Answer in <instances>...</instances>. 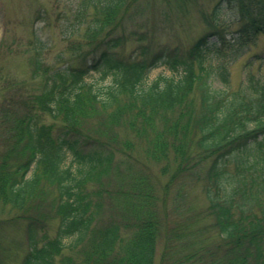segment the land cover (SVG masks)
Returning <instances> with one entry per match:
<instances>
[{
	"label": "trees",
	"instance_id": "obj_1",
	"mask_svg": "<svg viewBox=\"0 0 264 264\" xmlns=\"http://www.w3.org/2000/svg\"><path fill=\"white\" fill-rule=\"evenodd\" d=\"M224 1L235 15L232 43L217 23L215 5L213 18L202 16L206 31L190 47L142 46L124 54L119 48L126 38L115 32L136 0H84L75 15L86 24L82 41L68 48L77 64L51 68L36 56L31 77L40 83L28 93L22 80L5 77L0 64V214L6 208L36 211L40 206L32 204L43 200L47 187L55 193L48 213L58 221L52 237H38L44 215H24L27 249L19 264H155L164 217L146 208L156 196L145 177L130 173L131 188L117 191L121 211L131 215L122 214L125 223L99 221L102 195L109 191L87 187L117 168L116 151L130 158L135 142L120 139L116 127L144 142L146 157L169 174L166 186L181 174L199 178L196 167L207 161L201 178L219 239L205 264H264V81L248 71L245 85L226 95L208 82L213 70L208 61L224 45L242 50L264 34V0ZM33 32L28 44L38 50ZM9 45L0 41V47ZM224 64L218 61L217 69L225 70L227 83ZM159 66L171 75L147 84L148 73ZM92 70L110 76V82L88 81ZM68 153L76 169L65 165ZM193 241L191 251L165 263L166 241L160 264L202 261L204 245Z\"/></svg>",
	"mask_w": 264,
	"mask_h": 264
},
{
	"label": "rangeland",
	"instance_id": "obj_2",
	"mask_svg": "<svg viewBox=\"0 0 264 264\" xmlns=\"http://www.w3.org/2000/svg\"><path fill=\"white\" fill-rule=\"evenodd\" d=\"M82 1L84 0H0V41L3 39L7 44L10 43L9 49L0 47V64L5 77L7 73L9 77L22 80L26 84L25 89L28 93L40 83L39 79L31 77L32 62L36 56L44 65L51 68H62L66 63L77 64L78 61L74 59L72 51L68 48L71 44L82 41L86 24L85 21L79 22L75 18ZM215 5L219 9L215 12L217 23L223 26V35L227 44L232 43L236 29L232 24L235 15L224 0H136L121 20V25L116 28L115 33L122 34V37L126 38L119 50L128 54L136 53L142 46L152 51L164 45L186 49L206 31L202 16L213 18ZM76 28H79L76 34H72L69 38L65 37ZM33 30L40 39L41 47H38V50L34 45L28 44L33 39ZM132 32L135 34H131ZM137 39L142 41H135ZM13 41L16 42L13 44ZM19 41L20 45L17 43ZM218 61L225 63L227 83L222 81L221 75L225 70L219 73L217 69ZM209 63L213 69L208 78L210 89L224 95L245 85L248 71L260 76L264 81V34H258L242 50H233L224 45L220 56L214 55ZM162 75L170 76L171 73L165 66L153 68L146 77L147 84ZM87 80L98 85H106L110 82V76L102 77L99 72L92 70ZM46 121L49 122L50 119L47 118ZM115 133L116 135L118 133L120 139L133 138L135 145L130 158L115 152L117 168H110L108 175L102 176L100 184L94 181L87 183L89 189L102 186L109 191L102 195L103 209L99 221L113 218L125 223L126 219L120 218L126 213L120 209L123 198L117 191L120 186L129 190L130 173L133 176L138 173L139 176L145 177L147 186L151 187L156 196L146 208L150 211H161L164 217L163 220L160 218L163 221V229L157 242L155 264H160V260L164 257L166 251L163 252V249L166 241L169 252L166 258L168 261L165 263H170L179 260L186 251L192 250V245L189 248L192 239L194 240L192 244H203L202 248L205 249L203 251L205 254L201 257L202 261L198 259L197 264L209 263L211 258L207 255L208 251L213 249V242L216 243L219 237L211 226V217L207 211L208 202L203 190L204 180L201 178L208 164L207 161L196 167L199 178L181 174L173 179L172 184L166 186L169 174H162L161 164L154 163L146 157L144 142L134 138L125 127H116ZM70 164L73 169L77 168V163L73 162L72 155L68 153L65 165ZM44 190L43 200L32 204L40 206V208L37 206L36 211L29 208L25 213L6 208L0 214V264L20 263L27 249L26 223L23 219L25 214L31 217L44 215L43 219L40 217L43 222L40 224L42 227L38 225V237L45 234L49 237L54 235L58 221L48 211L55 193L47 187ZM126 216L131 217L127 213L123 217ZM124 234L131 233L124 232ZM69 241L68 238L64 239L66 244ZM63 254H70V251L65 249ZM162 262L164 263V260Z\"/></svg>",
	"mask_w": 264,
	"mask_h": 264
}]
</instances>
